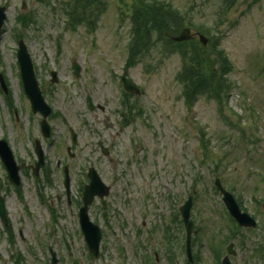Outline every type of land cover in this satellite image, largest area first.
I'll list each match as a JSON object with an SVG mask.
<instances>
[{"label":"rangeland","instance_id":"obj_1","mask_svg":"<svg viewBox=\"0 0 264 264\" xmlns=\"http://www.w3.org/2000/svg\"><path fill=\"white\" fill-rule=\"evenodd\" d=\"M153 1L180 12L176 23L207 33L214 58L219 49L223 51L227 65L223 68L214 61L216 77L208 79L214 85L221 77L225 80L217 88L224 96L221 108L209 91L198 94L193 107L184 104L177 81L181 55L170 52L168 46V54L160 52L163 42H157L154 27L146 36L157 44L142 47L140 59L128 71L142 91L132 95L141 114L134 110L135 120L129 126L122 122L126 98L120 75L128 57L130 14L137 0H98L89 9L81 0L78 8L72 0H0L7 8L0 37V72L10 98L8 104L0 94V137L9 142L18 161L31 163L38 139L45 158L37 178L30 169L20 171L19 188L8 181L0 161V191L8 215L7 225L0 221V264H51L49 247L56 252L57 264H170L161 240L163 227L167 220L176 227L177 221L170 217L179 218L178 205L195 188L191 209L195 226L232 239L221 195L213 187L215 177L249 213L264 216L260 210L264 199V0H138L137 7L141 10ZM69 5L92 15L87 19L94 30L84 27L79 16L76 20L81 25L69 30L62 12ZM153 12L158 14L150 8L149 14ZM24 17H28L26 24ZM18 38L26 43L52 109L47 117L48 138L39 128L40 113L31 111L23 92L16 59ZM73 61L80 66L78 75ZM51 70L56 71V82L51 81ZM208 71L205 64L204 72ZM100 140L108 155L97 144ZM202 141L210 153L215 151L212 158H202ZM64 165L71 179L69 202L63 186ZM90 166L111 186L106 210L99 207V199L89 206L92 220L102 227L97 257L87 250L78 220L77 201H81ZM154 175L163 183L154 181ZM252 239L264 247L263 238ZM173 245L177 246V240ZM181 251L173 254V263L185 259ZM197 253L198 264H217L206 244ZM239 260L233 259L232 264Z\"/></svg>","mask_w":264,"mask_h":264},{"label":"trees","instance_id":"obj_2","mask_svg":"<svg viewBox=\"0 0 264 264\" xmlns=\"http://www.w3.org/2000/svg\"><path fill=\"white\" fill-rule=\"evenodd\" d=\"M72 5H75L77 8L79 7L77 5L78 1L80 0H72ZM86 4V9H89L90 4H96L98 0H81ZM230 0H225V2H229ZM170 5V4H169ZM168 4L163 3H157L156 1H153L152 4L146 3L143 7V9H139L138 6V0L134 8V13L136 14L134 18L136 20H141L142 25V34L139 38L136 40V44L140 45L143 44V46H146L145 44L149 43V36H146L149 32L150 28L156 27L155 29L158 30V38L165 39L163 37V30L167 29L171 31L172 33L177 30L178 25L176 23V19L179 16V12L172 9ZM71 7V5H69ZM167 6V8H166ZM152 8L154 11H156L158 14L154 13L149 14V10ZM71 15L72 16H79V21L84 20V18H91L92 15L84 14V10L78 11L75 8H72ZM152 12V11H151ZM90 21L89 19H87ZM22 22L25 24L28 22V17L22 19ZM154 29V28H153ZM149 34V33H148ZM166 40V39H165ZM167 41V40H166ZM166 43L169 44V49L174 50L177 48L181 56L183 57L184 64H183V70L180 75V80L182 81L184 85V94L186 101L188 103H191L198 94H204L209 93L214 96V93L219 91L220 86L225 82V80L222 79L218 82L217 85H214L212 83V79L208 80L210 77L214 78L216 77L215 71H214V61L211 57V52L206 50L203 47H200L199 45L195 44L193 45V49H188L189 43H175L173 41H167ZM200 47V49H199ZM216 57L219 59L220 65H222L223 68H225V65H227V60L221 50H218ZM205 64L208 65V73L204 72ZM222 70V69H221ZM208 80V81H207ZM226 87L224 83V88ZM216 89L212 91V89ZM209 91V92H208Z\"/></svg>","mask_w":264,"mask_h":264},{"label":"water","instance_id":"obj_3","mask_svg":"<svg viewBox=\"0 0 264 264\" xmlns=\"http://www.w3.org/2000/svg\"><path fill=\"white\" fill-rule=\"evenodd\" d=\"M5 17H6L5 7L0 6V33H1V27H2V24L4 22ZM166 35L171 37L174 40L181 41V40H185V39L190 38V31L188 28H183L178 33V35H170L169 33H166ZM200 39L203 42H205V38L203 35H200ZM18 46H19V48H18V52H17V58H18V61L20 63V71H21V76H22V80L24 83L25 93L28 95V97L31 100L33 111L40 110L44 114V117H45L48 115L50 109L44 103L43 98L40 94V89L37 85V81H36L35 76H34L32 62H31L30 56L27 52V49H26V46H25L23 40H19ZM52 75H53V80H56L55 72H52ZM122 81H123L124 88L126 90L134 91V92L139 91V89L135 85H133L125 77V75L122 77ZM0 82H1L3 89L6 91V86H5V83H4V80H3L1 74H0ZM41 128H42L44 135L47 136L49 134V130H48V125L46 124L45 119L41 123ZM72 137L75 138V135L73 132H72ZM36 150H37L38 155H39V163H37V165H36V168H38L40 166V164L42 163V150H41L38 142H37ZM0 159L4 163V165L6 166V168L8 170L9 179L14 184H16V185L19 184V181H20V178L18 175L19 166L16 165V162H15L14 157L12 155V152L8 146V143L3 139H0ZM217 183H218V180H217ZM220 189L224 193V200L226 201L227 205H230L231 209H233L234 206L231 205V200H232L231 195L229 193L225 192L221 187H220ZM90 196H91V189L87 188L85 191V194H84V205L80 209V214H81V224L84 225L85 227H87L89 230L93 231V225L88 222V218L86 216L87 203L90 201ZM189 207H190V199L181 208L182 214H183L185 220L188 217ZM0 216H1L2 220H5L4 202H3V199L1 196H0ZM97 240H98V237H97ZM96 244H97V241H96Z\"/></svg>","mask_w":264,"mask_h":264},{"label":"flooded vegetation","instance_id":"obj_4","mask_svg":"<svg viewBox=\"0 0 264 264\" xmlns=\"http://www.w3.org/2000/svg\"><path fill=\"white\" fill-rule=\"evenodd\" d=\"M35 154H36V152H35ZM35 157H36V155H35ZM35 161H36V159H35ZM35 161L33 163L26 162L25 168L31 170V166L35 163ZM62 172H63V181L65 183V180L67 178V180H68L67 184H68L69 189H70L71 179H70V173H69L68 165L63 166ZM86 177H87L88 182H89L90 179H89L87 174H86ZM64 178H65V180H64ZM87 183H85L83 185L80 203H83L82 200H83V195H84ZM166 189H167V191L169 190L168 188H166ZM65 193H66V190H65ZM114 195L115 194H113V196ZM182 195H184V194H182ZM66 196H67V200L69 202L70 197H69V195H67V193H66ZM107 197H109V196H105V197L104 196H97V197H95V195L93 194V198L91 196L92 199L90 200L89 205L92 204L94 199H96V200L99 199V207L102 210H106L107 205H108V202L106 201ZM182 202H184V201L182 200ZM258 202L259 201H257L256 203H258ZM77 204L79 205V201H77ZM260 210H261V212L264 213V199L260 202ZM88 211H89V209H88ZM248 213H249V211H248ZM249 214H252V216H254V213H249ZM255 218H256L255 224L252 227L240 228L234 224L229 225V228L232 227V229H230V235L233 237H236V238L230 239V240L225 239V240L229 241V245L232 246L234 250L229 249L228 245L225 243V241L221 235L215 236V230L213 232H209L208 242L201 239V237H204L206 234H202L198 230H196L194 233H192L193 237L195 238L194 248L200 249V248H202V246L204 244H206V245L208 244L210 253H213V255L218 254V256H219V259L216 261L217 264H226L228 261L230 262V264H232L233 259H240L239 261H235V262H238L239 264H262V255H261V253H258L259 249L255 250V248H252V250H251V249L247 248L246 241H245L246 238L252 237V236L264 239V216L263 217H255ZM178 228L180 230L183 229V225L180 224V222L178 224ZM216 239L218 241H216ZM139 240H141L140 237H139ZM183 241H184L183 235L179 234L178 248L174 249L175 253L176 252L180 253V249H182L181 254H183V251H184ZM163 243L167 248V244H166L165 240L163 241ZM222 251H223V253H221ZM155 256H156V260H157V253H155ZM232 257H234V258H232ZM143 262L146 263V258L143 260Z\"/></svg>","mask_w":264,"mask_h":264}]
</instances>
